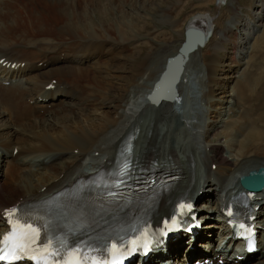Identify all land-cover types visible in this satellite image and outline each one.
<instances>
[{
    "label": "bare ground",
    "instance_id": "1",
    "mask_svg": "<svg viewBox=\"0 0 264 264\" xmlns=\"http://www.w3.org/2000/svg\"><path fill=\"white\" fill-rule=\"evenodd\" d=\"M7 2H9V0H0V13L3 12L2 5H5ZM44 6L50 8V10L53 11V14L46 15L45 13L34 11L33 9H30L29 11L24 7L18 6L19 14L16 13L15 18L12 20V28L20 30V34L14 40L3 41V35L0 33V59L3 58L0 62V185H2L1 183L3 182L1 180V176L3 175V165H6L5 176L9 173V167L11 164L17 166L12 172L15 174V170H17L18 177V181L13 187L0 188V210L9 207L17 200L28 203L46 200L55 197L57 194L70 195L73 192H80V187H82L81 183L86 181L90 176L98 171L114 169V167L118 165L123 158V155L120 156V158L118 157V161L114 162L116 155L124 149V145L129 138L131 139L132 146H134L135 141L138 138H143V142H145L142 151H139L138 153L132 151L128 155L131 160V168L134 171V174L139 173V171L154 168L156 171L165 170L166 172H173L178 176V179L169 186V189L156 198L151 207V212L156 215L167 214L171 210V203L174 202L177 197L186 196L191 198L198 192H196V190H199L200 187L204 190V196L209 195L210 193L214 195L228 188L229 193L236 194L238 191H233V187H230L232 182H228L226 179L230 178V180H234L239 175L247 174L249 170H256L260 166H264L263 130L256 129L254 126L249 129L248 126L247 129L244 128V130H242L243 125L246 126L247 122L256 121L259 123L264 121V110L263 112L259 111L260 115H246V112L248 111L245 112L246 108L244 110L245 98L250 99L252 97L251 95L254 94H250L251 89L257 87L255 86V80L253 82L250 80L253 76L249 74L248 78L245 75V71L240 70L244 64L246 66L248 65L249 61H251L250 58L244 61H237L238 64H230L226 59L227 61L224 60L221 64L216 62L213 65L214 67L206 68L208 73L207 79H205L207 90L204 92V97H200V99L203 100L204 107L206 106V112L205 114L202 113L204 116L201 117V120L197 124L192 125L196 130L194 135L195 137H199V139H197L194 145L188 148L189 151L186 152L183 150L182 156L178 155L174 147L165 146L166 144L162 138L159 140L160 136H158V133H161L162 129L161 132L160 130L157 131L156 123L162 119L167 120L171 115H165L166 111L168 112L177 109L175 106L180 104L178 103V100H180L181 89L185 82V71L188 62L192 55H194L195 51L188 55V59L185 62L183 71L179 77V82L175 86L178 92L177 96H179L178 98L176 97L177 100L170 102L161 101L159 103L157 112H153L154 120L156 121L154 122V129L149 136L146 135V129L149 123L145 125V121L141 123L139 132L137 133V131H135L138 127V120L140 119L139 117L141 116L143 109L156 106V104H152L146 99V95L151 90L153 83L159 78V75L164 70L167 57L174 55L178 51V48L184 40L185 28L182 32L181 39L178 43L176 42L174 44L171 51H167L169 55L165 57L166 53L163 56L162 62L158 64V66L156 65L153 68H150L149 65L147 68L143 67L144 72H142L140 76L142 81L138 82L135 79L134 84L131 86L132 88L128 89L124 99L116 109L118 115H116L115 118L112 117L113 119L109 122L97 118L95 123L92 122L95 127H86L85 129L74 127V129L62 130L61 126L64 127L66 121L68 123L74 121L73 118L75 115L73 114L76 113V110H72L73 107L76 109L78 107L73 100H75L78 95L71 89H66L67 92H64L59 86L51 83L50 80L42 82L43 79H41V76H44L43 73L40 72L43 70L42 65H45L46 61L43 59V62H40L35 66L32 59H34L33 57L36 53L34 50H37L39 47L43 48L46 53L52 51L54 44L52 40L53 38L50 37L51 34H53L52 32L58 30L65 33L71 28L73 19L64 16L66 21H62L63 23L61 26H58L59 28L52 29V26L54 27L55 22L59 19V14H57L58 9L52 4H44ZM262 9H264V7H262ZM109 11V8L104 7L102 13L106 14ZM29 12L31 14L26 16ZM260 17L261 16H257L258 19ZM87 22V26L85 24V28L82 31L84 32L85 37L91 36L88 32L93 28V22L90 23L89 21H86L85 23ZM211 22V19H208L206 16L199 18L193 16L190 24L187 26H197L204 31L207 30L208 27H213ZM1 23L0 20V28L2 26ZM81 23L82 21L79 24ZM254 29L255 28L252 27V31H249V34L254 32ZM115 30L117 33L122 34L123 28L118 26ZM245 35L247 36V34ZM24 36L26 38H23ZM249 39L250 38H246L245 43H248ZM251 46L252 43L250 44V48ZM6 49H8V51ZM199 49L200 48L198 47L196 51ZM19 52L22 53L21 55H23L24 58L17 56ZM43 57L45 58V54ZM52 58L55 63L65 62L67 54ZM63 58L66 59L60 61V59ZM39 59L40 58H38V60ZM68 60L73 61V58L70 57ZM22 62H24L23 66L20 64ZM12 63H14V65ZM61 64L63 63H60V65ZM217 67H220L219 71H230L232 73V75H229L228 72L225 73L226 78L223 76V79H225L226 82L232 83V80L235 79V81L238 80L244 85L240 88L239 92L234 88V86L237 85L236 82V84L234 83L230 86V89H228L229 85H218L216 84L217 82H214V72ZM61 69L62 67H60L58 71ZM146 71L148 72L145 73ZM77 73L79 74V71H77ZM27 74H29L27 78L24 77ZM5 82H8V84L6 85ZM26 83L29 85H26ZM49 83L52 84V86L47 88L46 86ZM262 91L264 90L262 89ZM63 94H69L70 97L69 95L68 98L60 97ZM25 95H27L28 98L27 96L24 97ZM197 96L198 95L196 94L195 98ZM259 97L255 96V99L258 100ZM23 98H27L25 104L22 102ZM50 99L57 100L49 101ZM58 102L62 104L61 108L69 107L70 110L61 114L51 112L50 110L54 109ZM260 102L262 103V101ZM159 106H162L163 110H159ZM207 106H209V108ZM29 109L36 114V116L40 114L42 115L46 112L44 115L37 117L36 120L34 119V124L31 123L33 126L42 129L43 133L36 141L28 140L26 138L24 142L22 141V143L20 142L16 144L12 139L13 130L15 128L4 122V118H6L5 115L7 112H10V118L13 124H17V121H30L34 118V115H26L29 113ZM258 110H260V108ZM158 111L159 115H157ZM13 120L15 121L13 122ZM89 121L90 119L87 117L84 120V124L89 123ZM112 121H114L113 124ZM193 123L194 122H192V124ZM185 124L186 122L184 125ZM100 126L104 128L100 135H97L96 130ZM169 128L166 127L164 129L163 136L167 134L171 135ZM262 128H264V125ZM17 131H20L19 128ZM215 137L219 138L215 139ZM206 145L208 146V149H206ZM225 148H229L230 151V156L228 158L223 157L221 154ZM14 150H16V153H14ZM64 153L70 155L67 160L61 158V155ZM196 154H199L203 158L205 167L204 174H200L197 170L194 171L195 168H192V164L196 161ZM3 156H8L9 159H6L4 162V159L2 158L1 161V157ZM6 162H8V167ZM185 163L186 165H184ZM211 163L216 164V168L213 169L214 173L212 174ZM198 178H200L201 181L200 179L196 180ZM183 180V186L178 189V185L182 184ZM16 194L17 196L13 197ZM94 195V192L91 193L85 191L84 194H82L86 199H90L94 197ZM254 199L256 200H254L253 203L260 205L255 211L256 218L258 219L257 221L264 223V190L258 192ZM228 200L229 199L227 198L226 201ZM214 203H216L217 209H219L218 201L215 200ZM86 209L80 211H85ZM211 209H213V207ZM114 214V212L108 213L103 219L109 221ZM201 215L205 216L204 213ZM206 216L209 215L206 214ZM221 218V215H218L217 219L220 222ZM2 224V217L0 216V226ZM208 226L209 225L206 227ZM212 226L219 225H217V223H212ZM201 228H203V226ZM261 231L263 235L264 225ZM199 232L200 233H197L196 235H192V237L196 236L197 238V236L201 237L205 234L208 235L209 228L200 229ZM225 233V231H220V234L218 235L219 242L224 237L223 235H225ZM182 239L183 237H179L171 242L169 253L172 252L173 254H176L179 252ZM195 240L196 239L193 240L192 246L188 247V253L200 255L201 249L195 247V244H197ZM263 240L264 236H261L259 238L260 248H256L254 253L245 252L236 262L225 258V264H252L253 261L249 262V260L253 257H263L261 263L258 264H264ZM189 242L190 239L188 243ZM204 242L207 243L208 240L204 239L200 245L207 246ZM187 245L185 247H187ZM185 247L182 250H185ZM223 248L221 250L222 254L224 252ZM157 255L163 259V254L161 252ZM150 257L151 256L144 259L142 263L140 261L139 264H156L160 262V260H155L152 263L153 259Z\"/></svg>",
    "mask_w": 264,
    "mask_h": 264
},
{
    "label": "rangeland",
    "instance_id": "2",
    "mask_svg": "<svg viewBox=\"0 0 264 264\" xmlns=\"http://www.w3.org/2000/svg\"><path fill=\"white\" fill-rule=\"evenodd\" d=\"M44 4H52L58 9L57 14H59V19L55 22L54 27L52 26V29L59 28L58 26H61L66 21L64 16L73 19L71 28L65 33L58 30L52 32L53 34L50 36L54 42V44L52 42V51L46 53L43 48L39 47L37 50H34L36 52L33 57L35 60L32 59L35 66L43 62V59L46 61L45 65H42L43 70L40 72L44 76H41L42 82L50 80L52 83V81H56L54 85L59 86L64 92H67L66 89H71L78 95L73 100L78 107L77 109L73 107L72 110H76V113L73 114L75 115L74 121L71 123L66 121L65 126H61L62 130L74 129V127L83 129L95 127L94 123L97 118L105 122L112 120V117L115 118L118 115L116 109L124 99L128 89L132 88L131 86L134 84L135 79L141 82L140 76L144 72V68L149 66L153 68L162 62L163 56L167 51H171L174 44L178 43L181 39L185 26L190 24L193 16L197 18L206 16L208 19H211L213 32L206 45L195 51L187 64L185 82L181 89V94L183 91L184 95L183 97L177 96L181 100V105H178L175 110L166 111L165 115H168L170 112L174 113L167 120H161L156 123L157 131L160 130L161 132L162 129V132L158 133V136H160L159 140L162 138L166 144L165 146H173L180 151L182 147L187 148V146L190 147L195 144L199 137H195L194 132L196 130L192 125L197 124L201 120V117L204 116L202 113L205 114L206 112V106L204 107L203 100L200 99V97H204V92L207 90L205 79H207L208 73L206 68L214 67L213 65L216 62L221 64L224 60L231 61L232 56L226 52V49L233 45L235 46L234 52H236V44H239L240 38H244L245 34L250 39L246 43L249 45L245 44L247 47L244 49L246 52L243 59L247 57L251 59L248 65L245 66L252 70L249 73L253 76L250 80L252 82L255 80V86L257 87L251 89L250 94H254L251 95L250 99L245 98L244 110L246 108L245 112L248 111L246 115H260L259 111L263 112L264 110V91H262V89L264 90V9L260 10V8L264 7V0H224V2L219 0H9L5 5H2L3 12L0 13L2 40H14L20 34V30L12 28V20L15 18L16 13L19 14L18 6L24 7L29 11L33 9L46 15L53 14V11L45 7ZM104 7L110 10L106 14L102 13ZM30 14L29 12L26 16ZM258 15L261 16L259 19L257 18ZM81 21L82 23L79 24ZM86 21L93 22V28L88 32L91 36L87 37L82 32L85 24L86 26L88 24V22L85 23ZM244 22H250L251 24H248L245 29L242 28ZM116 26L123 28L122 34L116 32ZM252 27L255 28L254 32L249 34V31H252ZM243 32L245 33L243 34ZM23 38L26 37L24 36ZM234 42L235 44H233ZM251 43L252 46L250 48ZM6 50L8 51V49ZM21 54L19 52L17 56L24 58ZM44 54L45 58L43 57ZM63 54H67V59L63 58L60 61H64V59L66 61L55 63L52 57L62 56ZM168 55L167 53L165 57ZM69 56L73 58V61L68 60ZM38 58L40 59L38 60ZM258 60L260 61L259 64ZM237 61H242V59H238ZM60 63L63 64L60 65ZM259 66L261 69H259ZM60 67L62 69L58 71ZM219 69L220 67H217L214 72V82H217L216 84L218 85H229L228 89L236 82L237 85L234 88L239 92L240 88L244 85L238 80L235 81V79L232 80V83L226 82L223 76L227 72L229 75H232V73L230 71H219ZM77 71H79V74ZM192 73L197 74V77H194V84L191 86V81L193 80ZM249 74L245 71L246 77L249 78ZM28 75L24 77L27 78ZM259 82L262 83L260 84ZM26 85L29 84L26 83ZM196 91H198V98H195ZM68 95L63 94L60 97L68 98ZM261 95L262 97H259ZM255 96L259 97V99L256 100ZM27 98H23V104L26 103ZM54 100L57 99H50L49 101ZM58 103H56V108L54 107V109L50 110L51 112L61 114L70 110L69 107L61 108L62 104ZM258 106L260 110H258ZM159 107V110H163L162 106ZM207 107L209 108V106ZM26 115H34V118L30 121H17V124L12 123L10 112H7L5 115L4 122L15 128L12 139L16 144L24 142L26 138L36 141L43 133L42 129L32 125L34 124L33 120L42 115L36 116L30 109ZM150 115H152L151 110H143L138 120L137 132L141 128V123L145 121V125L149 123L146 129L147 136L150 132L152 133L156 120H150L149 122L148 118ZM157 115H159V111ZM87 117L90 121L84 124V120ZM187 119L189 123H187ZM185 122L187 125H184ZM192 122L194 123L192 124ZM263 123L264 121L259 123L256 121L247 122L246 126L243 125L242 130L244 128L247 129L248 126V129L254 126V128L262 129L264 132V128H262ZM166 127H170L169 131H171V135L167 134L163 136V131ZM18 128L20 131H17ZM98 128L96 132L97 135H100L104 127L100 126ZM218 138L215 137V139ZM142 145V138H139L134 144V151H137ZM228 149L225 148L223 153L226 156L229 155ZM69 156V154L64 153L61 155V158L67 160ZM2 158L4 162L6 159H9L8 156H3L1 157V161ZM6 163L8 167V162ZM5 166L3 165V175L1 176L3 182L0 188L13 187L18 181L17 170H15V174L12 172L17 166L11 164L9 167L11 170L9 169L7 177L5 176ZM212 173H214L213 169ZM16 196L17 194L13 197ZM260 260L259 258H253L250 261H253L252 264H255V262Z\"/></svg>",
    "mask_w": 264,
    "mask_h": 264
},
{
    "label": "snow or ice",
    "instance_id": "3",
    "mask_svg": "<svg viewBox=\"0 0 264 264\" xmlns=\"http://www.w3.org/2000/svg\"><path fill=\"white\" fill-rule=\"evenodd\" d=\"M16 210L13 209L12 212L14 213ZM18 221L21 219L20 217L16 218ZM9 224L11 226V231L7 233L3 237V242L7 243L9 241H12L11 249L13 252L12 259H18L19 257L15 256V250L19 249L20 251H25L26 248H30L31 244H34L36 242V237L33 236V233H37V229L32 226V224L28 223L27 221H24L20 224H13L12 220H9ZM31 229V232L28 230ZM41 243L45 246V248L48 247V245L51 243L50 241L42 240ZM134 243V242H133ZM115 248V245H113ZM59 249L53 247L51 251H49L47 254L49 256H56ZM74 253L78 255L77 260H67L65 264H80V261L87 262L91 260V264H98V261L95 257H92L89 255L88 252H82L80 249H73ZM0 253H4V248L0 247ZM71 256L72 253H69ZM6 259V254H0V261H4ZM32 259H35V257H32ZM104 260H107V257H103ZM112 264H118L116 260L112 261Z\"/></svg>",
    "mask_w": 264,
    "mask_h": 264
},
{
    "label": "water",
    "instance_id": "4",
    "mask_svg": "<svg viewBox=\"0 0 264 264\" xmlns=\"http://www.w3.org/2000/svg\"><path fill=\"white\" fill-rule=\"evenodd\" d=\"M210 31H207V33L203 32L202 30L196 29V28H186L184 31L185 34V41L181 44L180 48L178 49V52L173 57L167 58L166 65L164 71L161 73L159 79L153 84V87L146 95V97L157 103L158 98L155 96L156 91L161 83V81L164 79L165 75H167V72L169 69H171V66L174 63H178L180 68L182 67L183 62L187 59V54L191 52L197 44L202 45L204 41L206 40L207 36L209 35ZM191 36H195V40L192 44H189V39ZM259 172L264 173V169H261Z\"/></svg>",
    "mask_w": 264,
    "mask_h": 264
}]
</instances>
